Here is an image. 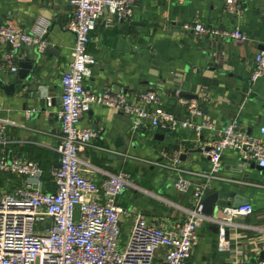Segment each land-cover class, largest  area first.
<instances>
[{
	"label": "crops",
	"instance_id": "1",
	"mask_svg": "<svg viewBox=\"0 0 264 264\" xmlns=\"http://www.w3.org/2000/svg\"><path fill=\"white\" fill-rule=\"evenodd\" d=\"M241 9L239 16H233L225 11L222 0H143L127 21L114 20L107 25L103 18L90 36L88 51L93 64L85 86L95 94L121 93L130 103H136L141 93L155 91L165 110L182 116L175 98V91H179L181 96L199 102L202 117L198 123L220 129L237 118L249 136L264 139V77L254 84L250 81L254 56L264 47V0H241ZM71 15L69 0H0V24L9 19L21 31L29 32L39 17L51 23L47 51L25 47L19 52V64L38 61L35 80L22 95L16 93L13 98L0 91V115L17 124L8 128L10 144L0 147V160L14 155L38 163L47 192L54 191L51 171L58 167L59 159L55 149L60 135L56 118L60 80L70 64L75 42L65 28ZM193 22L226 31L239 29L247 41L196 38L181 29L183 24ZM9 49L8 44H0V60ZM17 75L0 67L4 83H23ZM31 85L35 87L30 90ZM48 98L53 100L51 108L46 106ZM26 112H30L29 117ZM80 127L96 134L91 145L79 153L84 177L99 184L104 172L126 171L131 175L133 186L117 200L124 210L122 243L138 216L166 229L185 219L194 208L193 199L174 188L176 174L170 169L171 158L185 154L179 168L194 185L202 184L198 176L209 169L203 148L214 132L197 136L180 129L169 134L147 125L133 131L128 117L98 105L83 115ZM118 139L121 146L117 148L114 145ZM241 158L236 151L224 152L221 176L231 181L212 182L205 196L219 193L228 203L247 200L253 214L227 228L230 249L223 253L217 250L218 226L204 222L190 264H229L236 258L241 264L257 263L264 248V170L239 164ZM245 176L252 181L263 180L262 184H248ZM22 184L21 178L0 173V199ZM130 193L139 198L134 199ZM124 219L131 221L129 226H122Z\"/></svg>",
	"mask_w": 264,
	"mask_h": 264
},
{
	"label": "built area",
	"instance_id": "2",
	"mask_svg": "<svg viewBox=\"0 0 264 264\" xmlns=\"http://www.w3.org/2000/svg\"><path fill=\"white\" fill-rule=\"evenodd\" d=\"M141 1L69 0L72 15L65 28L73 34L75 42L70 64L60 80V106L56 112L60 135L55 149L59 159L58 167L51 171L54 191L47 192L43 188V171L38 163L14 155L0 160L1 174L23 180L21 186L0 199V264H190L204 222L218 226L217 250L223 253L230 249L227 228L235 226V220L253 214L252 207L247 204L224 208L218 215L206 217L201 203L212 182L231 181L221 176L224 152L236 151L248 163L264 169V139L249 136L237 118L214 129L209 124L197 122L202 117L199 102L181 96L179 91H175V98L182 116L165 110L161 96L155 91L141 93L136 103H130L121 93L95 94L85 86L93 64L88 51L90 36L98 21L104 18L107 25L114 20L127 21ZM222 1L227 13L241 14V0ZM50 26V21L43 17L36 19L29 32L21 31L9 19L1 23L0 44H8L10 49L2 55L0 67L16 74L19 52L23 48L33 47L43 52ZM181 29L199 39L247 41L239 29L226 31L200 22L183 24ZM263 77L264 49H261L254 56L250 81L254 84ZM52 101V98L47 99V108L52 107ZM93 105L112 108L128 117L133 131L147 125L169 134L180 129L197 136L204 131L214 132L203 148L209 169L198 176L203 179L202 184L194 185L179 168L178 155L171 159L170 169L176 174L175 190L195 202L185 219L164 229L138 216L122 243L120 222L124 210L117 200L133 186L131 175L126 171L104 172V179L97 184L84 177L80 167L79 153L96 138L89 128L80 127L83 115ZM26 116L29 117L30 112H26ZM46 116H49L47 112ZM13 126L17 124L0 115V147L10 144L7 131ZM261 133L264 134V128ZM229 264L241 263L236 258ZM256 264H264V248Z\"/></svg>",
	"mask_w": 264,
	"mask_h": 264
},
{
	"label": "water",
	"instance_id": "3",
	"mask_svg": "<svg viewBox=\"0 0 264 264\" xmlns=\"http://www.w3.org/2000/svg\"><path fill=\"white\" fill-rule=\"evenodd\" d=\"M49 49V47H47L43 53L45 51H47ZM264 49V47L262 48ZM42 53V52H41ZM37 68H38V61H33V60H26L25 62H22L19 64V71H18V80L19 81H23V83L21 82L19 85L16 83H4L3 81L0 80V91H2L6 97H10L13 98L14 95L16 93L18 94H23V91L25 90L26 86L31 82L35 80L36 74H37ZM213 69H216L217 66L212 65ZM35 85H31L30 86V90L31 88H34ZM128 141V139H127ZM115 147H120L121 146V141L118 139L115 142ZM240 154V153H239ZM185 154H180L179 159H181ZM172 159V158H171ZM239 164H245L248 163L247 161H245L243 158H241L239 160ZM250 165V168H257L256 165L254 163H248ZM259 168V167H258ZM261 170H264L263 168H260ZM246 182L248 184H254V185H260L262 184L263 180H259V181H252L249 180L248 176H245ZM202 206H203V214L206 216H213V215H217L220 210L224 209V208H237L243 205H247L248 201L244 200V199H240V200H233L232 203H228L227 202V198H225L224 196L219 195V193L217 194H210L207 196H204L203 200H202Z\"/></svg>",
	"mask_w": 264,
	"mask_h": 264
},
{
	"label": "rangeland",
	"instance_id": "4",
	"mask_svg": "<svg viewBox=\"0 0 264 264\" xmlns=\"http://www.w3.org/2000/svg\"><path fill=\"white\" fill-rule=\"evenodd\" d=\"M133 194V198L136 199V198H139V195L135 194V193H130V195ZM137 196V197H136ZM135 201V200H134ZM130 220L129 221H126V219H124L122 221V226L125 227V226H129L130 225ZM125 229V228H124ZM124 235H126V232L124 233Z\"/></svg>",
	"mask_w": 264,
	"mask_h": 264
}]
</instances>
